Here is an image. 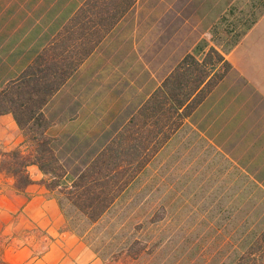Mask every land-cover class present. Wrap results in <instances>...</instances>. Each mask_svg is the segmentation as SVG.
I'll use <instances>...</instances> for the list:
<instances>
[{
    "label": "rangeland",
    "instance_id": "rangeland-1",
    "mask_svg": "<svg viewBox=\"0 0 264 264\" xmlns=\"http://www.w3.org/2000/svg\"><path fill=\"white\" fill-rule=\"evenodd\" d=\"M263 8L264 0H139L47 110L62 156L81 170L185 55L202 42L228 49L223 31L244 30L237 17L258 16ZM249 80V72L228 74L141 175L122 208L125 220H107L111 234L133 233L155 217L158 234L166 232L164 245L238 247L264 228V136L250 128L258 95ZM30 173L37 182L43 177ZM52 235L28 226L16 237L33 258L50 248ZM0 264L8 263L0 258Z\"/></svg>",
    "mask_w": 264,
    "mask_h": 264
},
{
    "label": "trees",
    "instance_id": "trees-1",
    "mask_svg": "<svg viewBox=\"0 0 264 264\" xmlns=\"http://www.w3.org/2000/svg\"><path fill=\"white\" fill-rule=\"evenodd\" d=\"M138 2L87 0L18 78L0 84V117L12 115L23 136L18 147L0 151V174L13 179L18 194H25L37 182L30 173L37 167L43 176L37 183L54 195L68 228L94 248L103 264H264V228L244 237L238 247H204L172 241L164 245L166 232L158 234L155 217L144 218L133 233L125 228L111 234L114 230L105 224L112 218L125 220L122 208L130 191L225 81L232 68L225 54L240 43L258 16L237 17V23L245 21V29L223 31L230 42L223 52L206 49L202 42L185 55L81 170L62 156L47 110Z\"/></svg>",
    "mask_w": 264,
    "mask_h": 264
},
{
    "label": "crops",
    "instance_id": "crops-1",
    "mask_svg": "<svg viewBox=\"0 0 264 264\" xmlns=\"http://www.w3.org/2000/svg\"><path fill=\"white\" fill-rule=\"evenodd\" d=\"M86 1L0 0V84L18 78L48 47ZM259 8L261 6L257 4L255 9ZM262 11L240 43L225 54L232 66L231 71L250 73V86L255 88L256 95L259 96H256L252 102L255 106L249 108L250 128L254 130L252 134L259 136H264V124L261 121L264 120V106L261 107V103H264V47H262L264 32L261 31L264 29V10ZM96 51L84 62L78 72L92 59ZM22 142V133L12 115L1 116L0 148L4 152L10 151ZM30 170L42 175L37 167H31ZM12 185L13 179L0 174V258L4 262L102 264L97 254L83 242L82 238L68 228L52 193L39 184L37 194H32L31 192L37 190L33 189L36 186L33 184L25 194H18ZM28 226L36 227L46 234L52 231L53 234L50 248L47 247L40 256L33 258L31 247L25 242H18L16 237L18 230L27 229Z\"/></svg>",
    "mask_w": 264,
    "mask_h": 264
}]
</instances>
